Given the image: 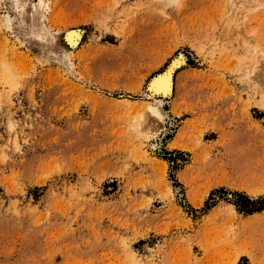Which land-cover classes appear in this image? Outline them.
<instances>
[{
    "label": "rangeland",
    "instance_id": "obj_1",
    "mask_svg": "<svg viewBox=\"0 0 264 264\" xmlns=\"http://www.w3.org/2000/svg\"><path fill=\"white\" fill-rule=\"evenodd\" d=\"M263 204L264 0H0V264H264Z\"/></svg>",
    "mask_w": 264,
    "mask_h": 264
},
{
    "label": "bare ground",
    "instance_id": "obj_2",
    "mask_svg": "<svg viewBox=\"0 0 264 264\" xmlns=\"http://www.w3.org/2000/svg\"><path fill=\"white\" fill-rule=\"evenodd\" d=\"M79 38L80 37H79L78 32H73V33L68 34V39H69V41H70V43H71V45L73 47L76 46ZM179 58H180V56H179ZM174 67H175V65H172V68L170 67V69H168L166 72L161 73V74L153 77V79H152V81H151V83L149 85V89L153 93V94L150 95V98H152V97L156 98L157 96L158 97L159 96H163V97L169 96L170 97V95H171V93L173 91L172 90V87H173L172 86V80H173L172 79L173 78L172 77V73H173Z\"/></svg>",
    "mask_w": 264,
    "mask_h": 264
},
{
    "label": "trees",
    "instance_id": "obj_3",
    "mask_svg": "<svg viewBox=\"0 0 264 264\" xmlns=\"http://www.w3.org/2000/svg\"><path fill=\"white\" fill-rule=\"evenodd\" d=\"M248 203H249V204H253L254 202L252 203V202L248 201ZM263 206H264V204H263ZM263 209H264V208L259 207V208L256 209V211H261V210H263Z\"/></svg>",
    "mask_w": 264,
    "mask_h": 264
}]
</instances>
